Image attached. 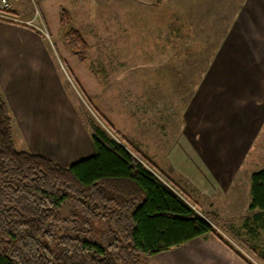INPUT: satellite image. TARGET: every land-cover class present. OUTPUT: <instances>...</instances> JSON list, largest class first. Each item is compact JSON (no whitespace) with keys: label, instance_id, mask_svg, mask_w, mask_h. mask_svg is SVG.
<instances>
[{"label":"rangeland","instance_id":"374dc122","mask_svg":"<svg viewBox=\"0 0 264 264\" xmlns=\"http://www.w3.org/2000/svg\"><path fill=\"white\" fill-rule=\"evenodd\" d=\"M160 1L11 3L13 9L17 6L22 19L32 21L39 12L44 25L39 18L32 25L48 27L55 45L52 52L63 58L70 69L62 68L70 117L69 123L62 126L70 133L77 134V120L72 119L75 114L89 134L90 125L105 127L82 96L75 82L78 77L76 81L95 109L127 141L136 143L137 149L142 146L145 154L155 158L159 155L160 164L166 166L168 154L198 151L201 143L210 140L209 157L203 159L209 163L228 162V168L234 171L242 166L237 183H232V194L238 195L237 206L222 200L215 208L217 212H213L189 203L215 225L217 234L233 248L214 237L227 248L233 264H264V212L249 211L250 175L264 170V0ZM62 10L69 13L71 27L89 46L84 63L73 55L63 37ZM70 65H76L77 77ZM232 107L235 115L229 111ZM227 117L241 125L249 118L256 119L254 125L261 131L253 141V149L244 153L250 136L244 128L222 124ZM52 126L61 124L54 122ZM110 135L116 137L112 132ZM14 143L18 151L27 152V143L17 126ZM82 143L81 140L79 144ZM74 151L72 147L67 149L60 155L61 160L75 159L70 156ZM91 227L94 237L100 239L104 222L94 221ZM183 251L194 250L159 254L146 264L178 263ZM201 256H196L195 261L206 264L210 260ZM211 262L219 264L220 260Z\"/></svg>","mask_w":264,"mask_h":264},{"label":"trees","instance_id":"16d2710c","mask_svg":"<svg viewBox=\"0 0 264 264\" xmlns=\"http://www.w3.org/2000/svg\"><path fill=\"white\" fill-rule=\"evenodd\" d=\"M60 28L84 63L89 46L66 10ZM75 82L105 127L89 126L95 154L69 167L16 149L13 118L0 92V264H146L205 235L231 249ZM250 198L249 211L264 212V170L252 173ZM98 220L105 224L100 239L91 227Z\"/></svg>","mask_w":264,"mask_h":264},{"label":"crops","instance_id":"0c3cea01","mask_svg":"<svg viewBox=\"0 0 264 264\" xmlns=\"http://www.w3.org/2000/svg\"><path fill=\"white\" fill-rule=\"evenodd\" d=\"M17 9V6H14L13 11L16 13L15 17L21 20L20 23L0 20V92L13 118V135L15 126L19 127L20 134L27 143V152L49 158L60 166L69 167L94 156L95 148L91 134L84 130L81 119L75 112L72 119L77 120V134H72L68 129L63 128L62 124L69 123L70 118L69 98L65 89L67 81L62 73L63 67L68 68L67 63L57 53L52 52V47L55 48V45L51 37L45 39L41 33L27 24L31 18H20ZM70 66L77 77L74 69L76 65ZM233 93L237 94L234 91ZM235 110L232 107L229 111L234 114ZM232 117L223 118L222 124L244 128L245 133L250 136V145L244 150L246 153L250 148L253 149V141L260 134L261 129L258 125H254L256 119L249 118L241 125ZM54 122H59L61 126L53 127ZM81 140L83 143L80 145ZM130 142L137 147L136 143ZM209 144L210 140L201 143L200 150H192L190 154L182 155L177 152L168 154L166 166L158 162L159 155L155 158L145 154L142 146L139 150L184 192L190 202L203 209L217 212L215 208L222 200L227 201L229 205L238 203V195L232 194L234 192L232 183H237L238 171L242 166H239L238 171H234L228 168V162L214 160L209 163L205 158L203 159L209 157L210 153L207 150ZM71 147L76 149L70 154L75 159L63 162L60 155ZM220 218L223 220L222 217ZM178 249L194 251H183L184 254L178 263L173 260L165 264H200L195 261L196 256L199 255H202L201 258L210 259L206 264H213L211 261L216 260H220L219 264H233L229 252L225 250L227 248L210 235L199 237L160 254L168 252L171 254ZM197 249L207 250L198 252Z\"/></svg>","mask_w":264,"mask_h":264},{"label":"built area","instance_id":"2783aa9c","mask_svg":"<svg viewBox=\"0 0 264 264\" xmlns=\"http://www.w3.org/2000/svg\"><path fill=\"white\" fill-rule=\"evenodd\" d=\"M13 10V5L11 3V0H0V18L1 19H4L6 21H10L12 23H20L21 20L17 17H15V15H12L11 12ZM39 18V12L37 11L36 12V16H35V19L32 20V21H29L27 22L28 25L32 26L33 28H35L39 33H41L45 38L47 39H50V35H49V32L47 30V28L44 26L43 28H40L36 25H32V23L37 19ZM40 21H41V24L42 26L44 25L43 21L41 20V18H39ZM38 25V24H37ZM191 205V203H190ZM191 207L199 214L201 215L204 219H206L212 226L215 230L216 227L215 225L209 220L207 219L206 217H204L198 210L195 206L191 205Z\"/></svg>","mask_w":264,"mask_h":264}]
</instances>
